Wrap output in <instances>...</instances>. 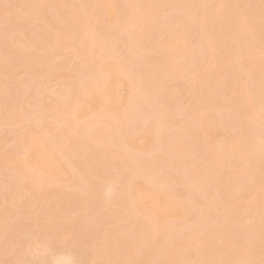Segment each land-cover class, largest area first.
Segmentation results:
<instances>
[{
    "label": "bare ground",
    "instance_id": "1",
    "mask_svg": "<svg viewBox=\"0 0 264 264\" xmlns=\"http://www.w3.org/2000/svg\"><path fill=\"white\" fill-rule=\"evenodd\" d=\"M3 1L0 0V14L12 23L20 38L18 41L35 40L31 43L35 50L43 43L44 46L39 48H43L44 52L24 53L27 51L24 49L26 42L19 46L14 45L12 39L0 38V130L26 126L22 135L18 133L15 136L16 150L0 156V172L9 170L15 176L16 187L20 185L23 191L21 193L16 189L12 196H0V200L5 197L3 204H0V232L7 231L8 219L15 216L22 198L26 199L28 194L42 190L48 180H63L73 187L80 184L83 192L65 195L56 190L54 195L44 194L51 209L45 211L46 219H38L41 230L58 242H63L66 234L74 232L75 223L71 221L69 225L59 226L53 217L67 216L75 208L83 209L86 214L91 203L98 200L100 204L103 196L96 189L103 172L119 166L122 169L119 175L124 177L125 182L114 172L108 174L110 177L107 176L104 191L114 193L117 186L120 188L117 190L118 203L126 214L117 213L114 216L120 230L130 231L124 235L125 239L121 236L125 249L122 258L129 264H250L248 259L251 257L255 258V264H264V243L246 247L242 240L244 228L238 229L241 233L234 232L236 227H241L244 209L258 216L253 222L254 234L264 242V195L261 194L264 186V0H255L257 12L250 18L244 17L240 11L239 2L247 0H16L14 4ZM165 7H173L177 11L166 14L162 11ZM224 14L228 22L239 30H248L251 35L241 39V33L223 30L216 18ZM38 19L46 26L43 31L41 26L40 32L36 25ZM171 28L175 30L170 32ZM151 32H156L153 41H150ZM194 32L197 40H192ZM47 33H50L49 36ZM123 45L136 58H145L146 63L134 57L137 70L131 72L130 66L126 65L118 68L116 61L121 57L119 48ZM63 51H69L71 56L69 62L63 63L64 66H73L76 71L78 65H89L96 58L103 61L91 65L89 90L82 79H77L78 76H75L78 82L75 80L76 84L69 88L72 95H68L67 85V88L64 85L68 89L66 93L55 88L50 90L51 87L48 89L49 82L66 81L70 76L73 78L72 74L68 76L70 67L66 69L69 74L67 71L63 74V71L60 72L62 69L55 66ZM148 55L151 62L146 59ZM231 56L237 60L234 67H228ZM179 57L184 61H179ZM109 61L114 64L112 67ZM240 69L245 70L249 82ZM8 70L14 77L22 72L33 82L40 79V86L34 88L35 82L32 87V83L28 85L25 80L19 82L13 77L4 76ZM79 72L81 74L83 71ZM227 74L231 75V79L221 90L220 83ZM181 77L185 79H178ZM153 78L156 79L154 83ZM165 78L185 80L186 84L192 85L195 92L190 93H195V97L193 103L190 99V112L197 128L194 123L192 126L183 122L184 126H180L174 117L173 120L170 118L173 113L168 114L169 110H178L176 105L183 96L175 95V90L172 93L165 90L163 94L160 92L164 88L161 85H158L161 89L156 90L155 81L160 83L161 80L163 84ZM21 82L28 88L21 87ZM150 86L159 94L147 90ZM8 87H11L10 90ZM48 90L57 91V94L60 92L58 95L54 92V95L60 99L72 98L73 102L66 106L60 104L57 110L56 103L59 101L52 100L55 104L46 102L43 105ZM136 90H142V99L150 100L149 104L155 101V105L151 103L150 106L156 112L150 106L145 107V102H136ZM9 93H14V99H7ZM158 95L163 96L158 99ZM27 97L35 100L34 106L37 102L47 111L56 110L53 111L52 123L41 119L43 117L35 119L36 115H33L31 121L37 127H30L32 122L27 116ZM227 109H232L234 113L233 122L228 119L229 116L226 118L223 115ZM155 121H160L158 127L154 126ZM62 124L66 125L63 129ZM220 126L227 130L236 129L238 133L231 136L224 150L218 153L213 150L212 142L214 131ZM156 132H159L158 135L163 133L166 147L162 143L163 147L160 148H167L168 154L164 151L163 155H157L155 142L161 137ZM2 142L4 140L0 138ZM51 149L57 150V156L52 155ZM131 151L136 154L148 151L151 156L140 161ZM258 152L262 153V160L255 157ZM198 161H205L209 165L202 164V167ZM99 162L105 163L101 165ZM236 166L240 167L238 176L233 173ZM162 173L169 174L165 180L169 185L184 181L188 186L186 196L202 207L198 217L199 227L191 228L188 233L186 231L187 234H176V225L184 218L183 208L176 203L177 197L163 189L154 191L151 186L133 180L145 175L153 179ZM239 180L244 181L243 185H238L240 191L237 189V192L240 193L228 204L224 203ZM119 182L127 183L120 186ZM62 194L67 201L59 198L63 197ZM28 201L33 203V200ZM136 209L144 214V222L132 220ZM117 237L116 232L109 233L112 243L116 242ZM97 246L94 240L95 255L103 258V249ZM251 252H254V256ZM119 259V256L112 258L108 263L115 264ZM137 260L142 261L137 263ZM14 261L19 264L20 259Z\"/></svg>",
    "mask_w": 264,
    "mask_h": 264
},
{
    "label": "rangeland",
    "instance_id": "2",
    "mask_svg": "<svg viewBox=\"0 0 264 264\" xmlns=\"http://www.w3.org/2000/svg\"><path fill=\"white\" fill-rule=\"evenodd\" d=\"M7 1H9V3H12V4H14L13 1L16 2V0H6V2ZM239 1L240 0H238V2ZM252 1L254 2V4H253ZM3 2L5 3V1H3ZM3 2H1V3H3ZM242 2H239L240 6H241V8L239 7L240 11H241V14L244 17H247V18L252 17L253 14H255V12H257V11H255L257 9L256 6H255V0H247L246 2L244 1L243 2L244 4ZM241 4H243V5H241ZM162 11L164 13H166V14H170L171 12L173 13L175 11V8H173V7H165V8L162 9ZM263 18H264V16H263ZM216 19H217L218 23L220 24V26L223 28V30H226V31L231 30L235 34L241 33V35H240L241 39L242 38H246V37L251 35L248 30H243V29L239 30L232 23L228 22L227 15H225V14L220 16V17H218V18H216ZM39 21L43 22L42 20H39V19L37 20V24L36 25H38L37 26V28L39 30L38 32H40L41 26H42V30L41 31H43V27L46 28V26H44L45 24L44 23H40ZM10 23H11L10 21L5 19V17L2 14H0V38L3 39V37H4L7 40H11L12 39L11 41H12V43H14V45H15V43H16V45H19V44L21 45L22 43L26 42L24 49L26 48L27 51L25 49L26 52H24V53H27V52L29 53V51H33V52H36V54H41L42 52H44L42 50L43 48L42 49L39 48V47H41V45L42 46H44V45H43V43L42 44L38 43V40L36 42L38 45L40 44V46L37 47L38 50H35L36 48L34 49V47L32 48V46H31L32 41L34 42L35 40H31V42H28L30 40L26 41V39H24L25 42L22 40L23 42L20 43V41H18L20 38H19L18 35H16L17 32L15 31L14 27L11 26L12 23L11 24ZM262 24H264V19H262ZM47 30H49V29H47ZM174 30H175L174 28H171L170 32L174 31ZM196 32L193 33L192 40H197L198 39L197 38L198 36H197ZM49 34H48V36H49ZM155 35H156V32H151L152 39L150 41H153ZM173 37H174V35H172V38ZM17 42H18V44H17ZM37 44H36V46H37ZM23 46H24V44H23ZM45 47H46V45H45ZM127 48H128L127 46L126 47L125 46L124 47L121 46V48H119V49H121L120 50L121 57H120V59L118 61H116L119 64L117 67L118 68H123L125 65L126 66H130V68H131L130 71L133 72L134 70L138 69V68L135 69V67H136L135 58L136 57L133 56L134 54H132L131 51L129 52V49H127ZM39 50H42V51H39ZM33 52H30V53H33ZM140 54L141 53L136 54V56L140 55ZM149 56L150 55H148V57H146V59L149 60V58H150ZM172 56H174V55H172ZM176 56H178V54H175L174 57H176ZM70 57L71 56L69 54V51H63L62 52V56L58 60H56L55 66H57V68L59 70L62 69V70H60V72L62 73V71H63L64 72L63 74H66V71L70 67L69 70L71 71V73L69 74V72L67 71L68 74H69L68 76H70L72 74L73 78H71V76H70V77H68L69 80L65 78L66 81L64 79H60L58 81L55 80V81L49 82L50 85L48 84L49 85L48 89H50V87H51L50 90L55 88V90L57 89V91H59V90L63 91V92L65 91V93H66L69 88L73 87L71 85H75L76 84L75 80H77L78 78H80L78 80L82 79L86 83V86H88L89 83L92 82V76L89 74V72L92 71V68H91L92 63H94V62H97L98 64L103 63V61L101 59L96 58L89 65H85V66L84 65H78L79 67L76 65L78 67V70L76 71L73 66H67L66 67L63 64L66 61L69 62V60L71 59ZM139 57L140 56H137V58H139ZM234 57H235V55H234ZM234 57L231 56V61H230L229 65H228V67H231V66L234 67L235 64L237 63V60ZM141 58H139L140 61L143 60ZM1 59H2V57L0 58V60ZM143 61L145 62V58H144ZM179 61H184V59L179 57ZM149 62H151V61L149 60ZM136 63H138V62H136ZM112 65H114V64L111 61L110 62V66L112 67ZM145 67H147V66L145 65ZM79 70H81L83 72L80 74ZM240 71L243 73V75H244L245 79L247 80V82H249L248 78H247L248 76H247V73L245 72V70H243V69L241 70L240 69ZM21 73L22 72H19L17 75L15 74L16 76L14 77L13 73H11L8 70L5 73L4 76H8V78H12L13 77L19 82L21 80L22 81L25 80L24 82L27 83V84L29 83L28 85H30L32 83L31 84L32 87L34 86V82H35L36 84H35L34 88H36L37 86H40L39 83H38L40 81V79H38V81L36 80V81L33 82V80L30 79L29 77H27L26 74L24 75V74H21ZM75 76L76 77L78 76L77 79H76ZM26 77L29 80L28 79L26 80ZM155 78L152 79V82H153V80ZM182 78L183 77L178 78V79H182ZM163 79H164V77H163ZM183 79H185V78H183ZM230 79H231V75L227 74V76H225V79L221 81L219 88L221 90H223L224 89V85H226L227 81L228 80L230 81ZM31 80H32V82H28V81H31ZM78 80H77V82H78ZM165 80H166V78H165ZM176 80L177 79H174V80L172 79L171 80V79L168 78V80H166L163 84H161V80L159 81L160 83H157L158 82V80H157V82L155 81L156 90L158 89V91H159V89H161V87L159 88L158 85H161L162 87H164V88H162L163 91L161 89V91H160L161 93L165 92V90L167 92L171 91V93H172L175 90L174 91L175 95H182L184 99L180 97L183 101L180 99L179 104L182 105L183 102H184V104H183L184 107H183V105L181 107H179L178 106L179 104L177 102L176 104H178V105H176V104L175 105L179 109L177 110L175 107H173L174 109H176V111H173V110L170 109L168 114L169 113H173V114H171V116L169 115L170 118L172 119V117H174V119L177 121L176 123L178 125H180V126L183 125V122L186 123L187 125L188 124L192 125L194 123L193 124V125H195L194 127L197 128L198 125L193 120L194 117L191 115V112H190V105L193 103L192 101H194V97H195L194 94L195 93H193V92H195V90L193 89L192 85L189 84L190 85L189 86L188 84H186L185 80H179V81H176ZM187 81H188V77H187ZM25 83H22L21 87L25 86L24 88H28V87H26L27 85ZM73 83H75V84H73ZM153 83H152V85H154ZM23 84H25V85H23ZM64 85L65 86L67 85L68 89H66L67 86H66V88H64ZM151 86L147 90H154L155 89V88H152ZM62 87H63V89H62ZM170 87H173V90H172V88L169 89ZM190 87H191V89H190ZM10 88L8 87L9 90H10ZM89 88H90V86H88V90H89ZM50 90H48V92H46L45 95H44L43 105L46 102H50V103L55 104L52 100H54V101L56 100L55 102L59 101V102L56 103L57 107H56V105H55L56 108L53 107V108H55L57 110L58 105L63 104L64 106H66V105H69L70 103L73 102L72 98H68V99H71L69 101H67L68 99H64V98H61V99H60V97L57 98L54 95L55 94L54 92H56V94H57V91L53 90L52 92H49ZM156 90H154L156 92V94H159V93H157ZM136 91L137 92L134 91V95H136V96L133 95L135 97V99H138L137 101L135 100L136 102H139L141 104H142V102L143 103L145 102V107L146 106L149 107L151 103H152L151 104L152 106L155 105V104H153V103H155V101L154 102H150V104H149L150 100H146L145 98H144L145 100L142 99V96H143V94H141L142 90L141 91L139 90L140 93H139L138 90H136ZM178 91H180V92L182 91V92L179 93ZM190 91H193V92L190 93ZM68 93H69L68 95H72L73 94L70 89H69ZM137 93L141 95V98L139 97L140 95L137 97V95H138ZM6 94H8V93H6ZM58 94H60V92H58ZM191 94L193 96H191ZM9 95H10V93H9ZM10 96H11V98H10ZM10 96H7L8 100L9 99L10 100L14 99V97H15L14 93H13V95L11 93ZM12 96H13V98H12ZM61 96H63V95H61ZM158 96H160V95H158ZM161 96H163V95H161ZM161 96L158 99H160ZM190 96L193 97V99ZM158 99H157V103H158ZM186 99H187L188 102L186 101ZM190 99H191L192 103L190 102ZM32 101H33L32 99L28 98V100L26 102H27V105H29V106L27 107V105L25 104L26 108L28 109L27 110L25 108L28 111V112L27 111L26 112H27V116H28V119L30 120V122H32L31 120H33V118H34L33 115L34 116L36 115L35 119L43 117L41 119H43L45 121L51 122V121L54 120V118H53L54 114L53 113H55V112H53V111L55 109L52 110V111H47L44 108H42L41 106L39 107L38 106L39 104L37 102H36L37 105L34 106L35 105V103H34L35 100L33 102ZM29 102H32V103H29ZM33 103H34V105H33ZM147 103H148V105H147ZM158 105H159V103H158ZM158 105L156 104V106H158ZM152 106H150V107L152 108ZM152 109L155 110V112H156V109H154V108H152ZM158 109H159V107H158ZM38 111H39V114H38ZM223 112H224L223 115H225L226 118L229 116L228 119L231 120V121L233 119V121H234V118H233L234 113H233L232 109L231 110L227 109L226 111L224 110ZM227 113L229 115H227ZM158 114H160V113H158ZM31 116H32V118H30ZM159 116L160 115H158V117ZM230 116H232V117H230ZM158 117H157V119L156 118L155 119L158 120ZM44 118H46V119H44ZM52 118H53V120H52ZM159 118H161V117H159ZM166 118H167V116H166ZM160 120L162 121V118ZM150 122H152V121H150ZM157 123H160V121L159 122L158 121L154 122V126L155 127L159 126V124L157 125ZM30 124H31L30 127L35 129L34 127L36 125L33 122L30 123ZM180 126H176V127L180 128ZM65 127H66V125L62 124L61 128L63 129ZM174 128H175V126L173 127V129ZM173 129H172V132H174ZM156 130H157V128H156ZM24 131H26V126H19L16 129L13 128V127H11V128H6L5 127V128L0 130V138H2L4 140V142L0 143V156H5L6 154L9 155V154L13 153L16 150L15 136L18 133H21V135H22V133H24ZM154 132H155V129H154ZM157 133H159V132H156V135H158ZM237 133L238 132L236 131V129L233 130V128H232V130L231 129L227 130V129H224L223 126H220L218 128V130L216 129L214 131V136L215 137L213 138L214 141L212 142L213 150L215 152H218V153H219V151L224 150L227 140L230 139L231 136H235ZM158 137H161L163 139V133L158 135ZM161 138L157 139L156 142H155V146H156L155 148H158L156 150L157 155L158 154L163 155L164 151H166L167 154H168V150H166L167 148H160V146H162V143H163L164 147H166L165 146V143H166L165 139H163L164 141H162ZM166 140L168 141L167 138H166ZM85 141H87V140H85ZM155 148L153 150L154 152H155ZM162 149H164V150H162ZM158 150H159L160 153L158 152ZM147 152L148 151H146V152L144 151L142 153L138 152L136 154V152L131 151V154L132 155L135 154L134 155L135 158H138V160L142 161V159L147 160V158H149L148 157L149 155L151 156V154H149ZM51 153H52L53 156H57V150L51 149ZM151 153L154 156L156 155L153 152H151ZM136 156H138V157H136ZM168 156H166V157L168 158ZM164 157H165V155H164ZM197 157H199V155ZM255 157L260 158V160H262L263 155H262L261 152H258L257 154H255ZM98 158L99 157L97 155V160H98ZM199 158H198V160H199ZM64 159H66V156H65ZM201 159H202V157H201ZM203 160H205V159H203ZM99 161H101V163H102L101 159ZM198 162L201 163V164L200 163L199 164L202 167H203V165L204 166H208L209 165L205 161H198ZM103 164H101V165H103ZM113 167H110L111 168L110 171H108L109 169L107 168L108 170L106 169L103 172L104 173L103 174V178L99 182L100 186L98 185V187L96 189V191L100 192L101 197L103 196V199H102V202L100 204H99L98 200H97V202L95 201L96 203H94V204L91 203L90 204L91 205L90 209L91 208L93 209V210L89 209L88 212H87L88 215H90V216H88L87 213L85 214L83 212V209L78 208V210H76V208H75V210H73L74 208H72L73 211L70 212L71 214L68 213L67 216L66 215L65 216L64 215H56V216L53 217V220H55V222L57 221L56 224H58L59 226L60 225L63 226L64 224H65L64 226L69 225L71 223V221L75 223V225L73 227V229H74L73 231L74 232H72V234H66L65 235V239H64L63 242H58L53 236H51L50 234H47L43 230H41V227L39 226L38 219L40 217H41V219H42V217L44 219H46L47 216H46V212L45 211L48 212L51 209V204H50L49 200L47 198H45L43 195L44 194L54 195V191H56V190L57 191L60 190L63 193H66L65 195H70L72 193H82L84 189L83 188L81 189L80 184H77V186H76L77 188H76V187H73L72 184H67L63 180H55V181H49L48 180L47 183H45V187L42 190H40L39 192H37V193L33 192L32 195L28 194L27 198L25 197V195H22V197L26 198V199L22 198V200H21V196H20L21 204L19 202L18 207L21 210L19 208H16L15 216L14 217L11 216L9 218L10 220L8 219L7 231L3 232L4 234L0 232V264H11V263L17 264V263H15L14 260L19 261V259H20V262L22 264H57L58 262H61V264L62 263H64V264H70V263L71 264H103V263L110 262V260L112 258H115V257H118V256H119L120 259L115 264H129L128 261H126V259L122 258V256H123L122 254H125L124 253L125 249L122 246L121 242L125 239L124 235H126L127 232H128L127 234H129L130 231L126 230V229L120 230L119 226H118V222L115 219L116 217L114 216L117 213H122L121 215L126 214V211L122 208L120 203H118V201H119V199H118L119 198V196H118L119 195V191H117V190L120 189V188H119V186H117V190L115 189L114 193L113 192L112 193H108V192L104 191L106 189V185H107L106 181H108L107 179H108V177H110L109 175L112 174L113 172L115 173V175H117V174L119 175L121 173V171H122V169H120L119 166L118 167H114L115 169ZM233 173L236 176H238L237 174L240 173V167L236 166L233 169ZM0 174H1L0 183H2V185H1L2 187H0V196L3 195V194H7V195L9 194L10 196H12L16 189H17V191H20L21 193L23 192L22 189H21L22 187H20V185H18V188L16 187L17 186L16 185L17 181L15 180V176L9 170L3 169L2 172H0ZM122 174H123V172H122ZM166 175H169V174H167V173L163 174L162 173V174H159L158 177H155L153 179H151V177H149L148 175L138 176L137 178L134 177L135 179H133V180H135V182H139L142 185H145V186L148 185V187L151 186L150 188H153L154 191L155 190L157 191V189H160V190L163 189L166 192H168V194H170L171 196L177 197V202L176 203L183 208L184 218H183V222H181L180 224L178 223L176 225L177 226L176 228H177L178 231L176 230L177 233L176 232L175 233L176 234H180V235L183 232L186 233V231L188 233L189 230H191V228L199 227L198 217H199V215L201 213L202 207L199 205L198 202H194V201L191 202L189 197L186 196L187 193H188V186L186 185V183H183L184 181L182 183H180V184L169 185L167 182H165V180L167 179ZM120 178H123L121 180H122V182H125V181H123L124 177H122V175H119V179ZM182 178L184 179V177H182ZM241 180H239V182L237 181L238 182V184L236 183L237 186H236V184L233 185L234 189H232L229 192V195H227V197L229 199L226 197L225 200L223 201L224 203L228 204L229 200H232V199L236 198V196L240 193L239 192L240 191L239 187H240V185L244 184L243 183L244 181H241ZM119 183H120L119 185L121 186V184L124 185L127 182L124 183V184L121 183V182H119ZM151 183H153V184H151ZM238 185H239V187H238ZM1 188H3V190ZM237 189L239 190L238 192H237ZM261 194L264 195V186L261 188ZM62 195H63V197H59V198L62 199V201L63 200L67 201L66 200L67 198L63 199L65 195L64 194H62ZM28 197H32V199H28ZM1 200H0V204H3V202L5 200V197H4V200H2V201ZM28 200H33V203H28L29 202ZM147 202H148V200H147ZM149 202H150V200H149ZM223 202H222V204H223ZM97 203L99 204V206H97L98 205ZM247 204H248V202H246V205ZM21 205H23V206L25 205V207L23 208V206H21ZM184 206H185V208H184ZM17 210H19V213H17L18 212ZM80 210H82V212ZM75 211H76V213H75ZM96 211H98V212H96ZM243 211L244 212L242 214L243 215L242 216V220L240 221V224H241L240 228L241 229L236 227L237 230L235 231V229H236L235 228L234 232L235 233L237 231L239 232V230H242V227L244 228L242 230V240L245 241V246L246 247H249L252 244L264 243L262 240L258 239L257 236L254 234L255 225L253 224V222L258 218V216L255 215L254 213L250 212V211H245L244 209H243ZM42 214H43V216H42ZM44 214H45V217H44ZM97 214H99L100 216L97 215ZM18 219H20V220H18ZM44 219H42V220H44ZM132 220L135 221L136 223L144 222L145 221L144 214L141 211L136 209L135 213L132 216ZM19 221H20V223H19ZM21 225H23V226H21ZM203 227H205V226H203ZM111 232H116L118 234L117 240L114 243H112L110 238H109V233H111ZM239 233H241V232H239ZM121 236H123L124 239ZM94 237H95V239H93ZM94 240H96V242H97V245H98L97 247L100 248V250L103 249L102 250L103 258H100L97 255H95V248L93 249V241ZM11 242H13V243H11ZM16 244L19 245V246H17L18 249L16 248ZM121 246L123 248H121ZM219 250L221 251L220 248H219ZM251 253L254 256V252H251ZM140 256H141V253H140ZM141 261L137 260L136 262L137 263H141ZM248 261H249L250 264H255L254 263L255 262V258L251 257V258L248 259ZM20 262H19V264H21Z\"/></svg>",
    "mask_w": 264,
    "mask_h": 264
}]
</instances>
